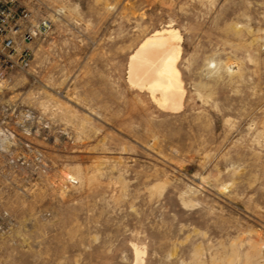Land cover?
Listing matches in <instances>:
<instances>
[{
    "label": "rangeland",
    "instance_id": "374dc122",
    "mask_svg": "<svg viewBox=\"0 0 264 264\" xmlns=\"http://www.w3.org/2000/svg\"><path fill=\"white\" fill-rule=\"evenodd\" d=\"M15 1L52 28L0 61V264H264V0ZM169 24L175 112L129 79Z\"/></svg>",
    "mask_w": 264,
    "mask_h": 264
},
{
    "label": "bare ground",
    "instance_id": "6f19581e",
    "mask_svg": "<svg viewBox=\"0 0 264 264\" xmlns=\"http://www.w3.org/2000/svg\"><path fill=\"white\" fill-rule=\"evenodd\" d=\"M181 42V34L169 24L146 36L129 58L130 82L142 90L147 89L162 109L173 112L182 109L186 94L180 69ZM0 61L6 68L10 67L2 57ZM73 174L66 173L63 179L82 178L80 172ZM135 252L138 262L142 252L137 247Z\"/></svg>",
    "mask_w": 264,
    "mask_h": 264
},
{
    "label": "built area",
    "instance_id": "2783aa9c",
    "mask_svg": "<svg viewBox=\"0 0 264 264\" xmlns=\"http://www.w3.org/2000/svg\"><path fill=\"white\" fill-rule=\"evenodd\" d=\"M32 21L31 12L17 1L0 0V58L2 57L10 67L20 65L22 68H27L30 66L31 54L29 51L21 56L18 55V37L23 31L28 30L25 36L31 37L35 33H47L52 28L50 20L44 19L37 28L34 27Z\"/></svg>",
    "mask_w": 264,
    "mask_h": 264
}]
</instances>
